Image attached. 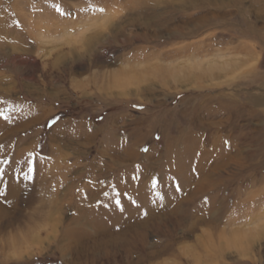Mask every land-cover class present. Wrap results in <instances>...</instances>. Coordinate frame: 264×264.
Listing matches in <instances>:
<instances>
[{"label": "rangeland", "instance_id": "rangeland-1", "mask_svg": "<svg viewBox=\"0 0 264 264\" xmlns=\"http://www.w3.org/2000/svg\"><path fill=\"white\" fill-rule=\"evenodd\" d=\"M16 212L0 264H264V0H0V225Z\"/></svg>", "mask_w": 264, "mask_h": 264}, {"label": "bare ground", "instance_id": "bare-ground-1", "mask_svg": "<svg viewBox=\"0 0 264 264\" xmlns=\"http://www.w3.org/2000/svg\"><path fill=\"white\" fill-rule=\"evenodd\" d=\"M181 33V32H180ZM97 76V75H96ZM104 77V76H103ZM95 78V77H94ZM207 182V181H206ZM205 182V184H207ZM124 190V189H123ZM204 191H206V188H203V186H201V188H197V190L196 189H194L193 190V192H192V194L191 195H187V196H184V197H180L181 199H180V204H183V203H187V202H189L190 204H192L193 202H194V200H196L197 198H198V196L199 195H202L203 193H204ZM28 194H27V197H29L28 195H29V193H30V190H27L26 191ZM124 192H126V190H124ZM103 193V192H102ZM128 193V192H127ZM97 194H99V192L98 191H96V194L95 195H97ZM144 194V193H143ZM220 195L219 196H217L216 198H215V202L214 203H212L211 205H209L208 206V208H209V210H207V211H204L203 212V214H202V218H201V221H199V220H197L198 221V223H205V224H208L209 222H212V221H214V223H217V222H220L221 221V219H223V217L224 216H222V214H220L218 211H215V209H218V206H222L223 205V203L225 202V200H227L228 199V197L229 196H227L225 193H224V191H222L221 193H219ZM250 195V194H249ZM92 197V196H91ZM143 200V199H142ZM158 200H159V198H158ZM157 201V200H156ZM30 202V201H29ZM157 203V202H156ZM159 203V202H158ZM219 203H220V205H219ZM218 204V205H217ZM21 205V204H20ZM123 206V208H124V210H125V212L126 213H128L129 214V206H128V203H126V202H124V204H122ZM149 204H147V206H148ZM152 206V205H151ZM154 206H155V204H154ZM143 207H144V205H143ZM146 207V206H145ZM221 208V207H220ZM219 208V209H220ZM223 208V207H222ZM212 209H214V210H212ZM85 212V211H84ZM19 212H16L15 213V215H13V217H9V219L8 220H6L4 223H2V225H0V230L1 229H3V228H6L7 226H10V225H12V223L13 222H16L17 221V219H19V217H20V214H18ZM122 213V212H121ZM120 213V214H121ZM85 214V213H84ZM186 214H187V212H186ZM127 215V214H126ZM84 216H86V215H84ZM119 217H121V215H119ZM185 217V216H184ZM94 219V218H93ZM178 219V218H177ZM79 220V219H78ZM95 222V221H94ZM182 222V221H181ZM78 224H79V222H78ZM196 224V223H195ZM194 224V225H195ZM252 224V223H251ZM77 225V224H76ZM185 225V224H184ZM190 226V225H189ZM78 227V226H77ZM192 227H194V226H192ZM191 229H193V228H191ZM213 229V227H211V230ZM214 229H215V227H214ZM237 231V230H236ZM245 231V230H244ZM247 231V230H246ZM67 233V232H66ZM82 234V233H81ZM84 234V233H83ZM82 234V235H83ZM80 235V234H79ZM203 235L206 237V236H210V231L209 230H205V231H203ZM239 236V235H238ZM239 238V237H238ZM234 239V238H233ZM255 239H259V235H256V234H252V235H248L247 237H245V238H243V239H239V240H237V241H233L232 240V247L233 248H235L236 249V251H237V253L239 254V255H245L251 248H252V246H253V242H254V240ZM228 244L229 243H227V241L225 242V243H223V244H221L220 246H218L217 248L215 247V246H213V248H212V251H213V253H214V256H216V255H219V254H222V252H224V249L226 248V246H228ZM206 245V244H205ZM208 247V246H207ZM209 247H211V246H209ZM208 247V249H210ZM211 250V249H210Z\"/></svg>", "mask_w": 264, "mask_h": 264}, {"label": "snow or ice", "instance_id": "snow-or-ice-1", "mask_svg": "<svg viewBox=\"0 0 264 264\" xmlns=\"http://www.w3.org/2000/svg\"><path fill=\"white\" fill-rule=\"evenodd\" d=\"M95 10H96V11H99V12H101V13H103V12L105 11V9L102 8V7H101V8H97V9H95ZM58 11L61 12V15H69V16H71V12H70V11L67 12V13H65L63 9H60V8H59V6H58ZM27 164H28V171H27V173L24 174V178H25V179H32V176H31L30 174L34 171L33 161H32V160H29V161L27 162ZM105 195H107V193H105ZM117 203H119V201H117Z\"/></svg>", "mask_w": 264, "mask_h": 264}]
</instances>
